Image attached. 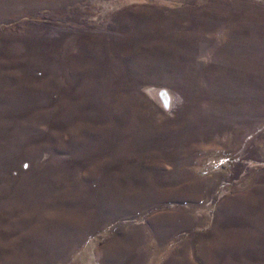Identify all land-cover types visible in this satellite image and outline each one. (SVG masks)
Instances as JSON below:
<instances>
[{
    "label": "rangeland",
    "instance_id": "obj_1",
    "mask_svg": "<svg viewBox=\"0 0 264 264\" xmlns=\"http://www.w3.org/2000/svg\"><path fill=\"white\" fill-rule=\"evenodd\" d=\"M0 264H264V0H0Z\"/></svg>",
    "mask_w": 264,
    "mask_h": 264
},
{
    "label": "crops",
    "instance_id": "obj_2",
    "mask_svg": "<svg viewBox=\"0 0 264 264\" xmlns=\"http://www.w3.org/2000/svg\"><path fill=\"white\" fill-rule=\"evenodd\" d=\"M144 230L145 229H142V234L144 233ZM149 230H150V232L151 233H153L154 234V236L156 237V239H159V238H161V236L164 238V233H162V232H160V223H156V222H152V223H150L149 224ZM152 230V231H151ZM100 232V231H99ZM98 232V233H99ZM97 233V234H98ZM135 234V232L134 233H132V234H130L131 236H133ZM145 234V233H144ZM157 236H156V235ZM129 235V234H128ZM144 236V235H143ZM112 237H107L106 239H104V241H103V243H104V245L102 246L104 249H105V254H106V258H107V260H110V258L117 252H115V249L113 248V242H112ZM110 257V258H109Z\"/></svg>",
    "mask_w": 264,
    "mask_h": 264
},
{
    "label": "water",
    "instance_id": "obj_3",
    "mask_svg": "<svg viewBox=\"0 0 264 264\" xmlns=\"http://www.w3.org/2000/svg\"><path fill=\"white\" fill-rule=\"evenodd\" d=\"M153 96L156 98V99H158V98H161V99H166L167 98V94H165V93H162V92H154L153 93ZM166 108L167 107H162L161 106V109H163V110H166Z\"/></svg>",
    "mask_w": 264,
    "mask_h": 264
}]
</instances>
